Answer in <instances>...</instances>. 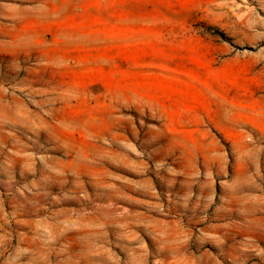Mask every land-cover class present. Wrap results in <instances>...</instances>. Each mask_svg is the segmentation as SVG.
Listing matches in <instances>:
<instances>
[{"label":"rangeland","instance_id":"374dc122","mask_svg":"<svg viewBox=\"0 0 264 264\" xmlns=\"http://www.w3.org/2000/svg\"><path fill=\"white\" fill-rule=\"evenodd\" d=\"M0 264H264V0H0Z\"/></svg>","mask_w":264,"mask_h":264}]
</instances>
